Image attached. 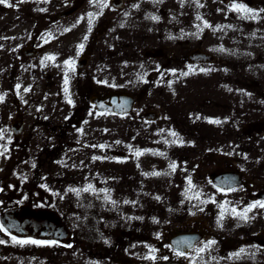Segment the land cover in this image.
<instances>
[{
    "label": "flooded vegetation",
    "instance_id": "af4514ba",
    "mask_svg": "<svg viewBox=\"0 0 264 264\" xmlns=\"http://www.w3.org/2000/svg\"><path fill=\"white\" fill-rule=\"evenodd\" d=\"M0 156V213L67 232L0 221V264H264V0L0 3Z\"/></svg>",
    "mask_w": 264,
    "mask_h": 264
},
{
    "label": "water",
    "instance_id": "95a60500",
    "mask_svg": "<svg viewBox=\"0 0 264 264\" xmlns=\"http://www.w3.org/2000/svg\"><path fill=\"white\" fill-rule=\"evenodd\" d=\"M128 103L127 100L115 99V111L123 112ZM0 221L8 231L20 236L31 235L59 239L66 235L59 217L46 209H32L27 205L18 206L3 211L0 214Z\"/></svg>",
    "mask_w": 264,
    "mask_h": 264
},
{
    "label": "rangeland",
    "instance_id": "374dc122",
    "mask_svg": "<svg viewBox=\"0 0 264 264\" xmlns=\"http://www.w3.org/2000/svg\"><path fill=\"white\" fill-rule=\"evenodd\" d=\"M63 6V5H61ZM60 6V7H61ZM59 8V7H58ZM169 110L167 111L168 115L171 117V118H176L175 117V113L172 111L171 109V106L169 105L168 106ZM181 114H183L181 112ZM183 119H184V115H183ZM116 122H118L116 120ZM117 125H121V123H118ZM121 127L122 126H119L117 127L119 130H121ZM256 127V126H255ZM257 128V127H256ZM255 129V128H253ZM117 130V129H116ZM119 133H121V131H119ZM116 139H119L118 137H116ZM118 144L116 143V146ZM166 147H170V146H166ZM117 149L121 148L122 149V146H119V147H116ZM8 157L9 156V152H4V154H2V157ZM0 156V163H7V165L9 164V159H4ZM10 163H11V160H10ZM8 167V166H6ZM124 169H123V163H122V159H115V183H116V193L119 192V191H122L123 192V176H124ZM154 181H151V183L153 184ZM153 188L154 186L153 185H149L148 184V192H149V196H148V203H150L149 205H153L155 206V196L153 195ZM121 192V193H122ZM122 196H119V195H116V201L115 203H118V204H122L124 201H123V198H121ZM169 203V202H168ZM165 204V203H164ZM184 262L186 264H217L216 263V260H214L213 258H210V259H205L203 257H199L197 259H185L184 258Z\"/></svg>",
    "mask_w": 264,
    "mask_h": 264
},
{
    "label": "snow or ice",
    "instance_id": "6c2138e0",
    "mask_svg": "<svg viewBox=\"0 0 264 264\" xmlns=\"http://www.w3.org/2000/svg\"><path fill=\"white\" fill-rule=\"evenodd\" d=\"M0 3H6V0H0ZM6 6H11V5H6ZM108 5L105 3L102 5V7H107ZM232 10L238 11V12H244V13H248L249 15H252L251 13H249V10L247 8H244L242 5H233L232 6ZM197 19H199V17H197ZM205 27H208V25L206 24ZM80 49H83V45L79 46ZM48 59H54V57H49ZM68 65H71V61H66L65 62ZM67 79H65V85H67ZM65 92H67V87H65ZM69 103H71V101L69 100ZM212 122V121H210ZM216 123H219V121H215ZM174 135V134H173ZM137 156L141 155L140 152L136 153ZM94 159H96L94 157ZM173 168L175 167V165L172 166ZM154 175H159V173H153ZM85 191H87L88 189H84ZM256 205H252L250 206V208L248 210H251V207H255ZM260 207H264V203H261L259 205ZM233 212H236V209H232ZM237 215L241 218V219H246V215L244 213H237ZM0 231H4L3 227L0 226ZM12 239L16 242V243H20V244H24V243H33V244H39V241H16L15 237H12ZM0 243H2V241H0ZM210 243H214V242H210Z\"/></svg>",
    "mask_w": 264,
    "mask_h": 264
}]
</instances>
